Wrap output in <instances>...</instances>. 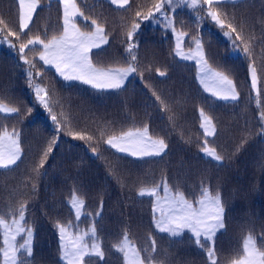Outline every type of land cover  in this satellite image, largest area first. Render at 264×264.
I'll use <instances>...</instances> for the list:
<instances>
[{"label":"trees","instance_id":"trees-1","mask_svg":"<svg viewBox=\"0 0 264 264\" xmlns=\"http://www.w3.org/2000/svg\"><path fill=\"white\" fill-rule=\"evenodd\" d=\"M38 2L21 29L19 1L0 0V105L17 110L0 108V137L17 139L21 151L14 165L0 166V264L5 229L15 222L24 229L17 234L18 248L32 230L31 255L20 248L18 264H67L61 227L71 235L94 231L85 240L99 243L102 255L88 254L83 264H123L124 238L146 264H235L245 256L249 236L264 252V0H200L192 7L176 4L172 14L184 48L200 42L208 66L232 81L235 100L207 91L196 63L177 54L174 31L143 19L161 0H128L123 6L76 0L79 28L89 33L99 26L106 34L107 43L91 51L92 64L135 72L120 88L67 81L40 59L43 45L28 43H48L65 28L60 0ZM204 118L214 127L212 135L203 128ZM145 129L167 146L161 155L136 158L107 143ZM164 187L193 206L205 190L219 194L224 229L212 242L201 239L204 248L190 233L158 230L156 195L141 193L155 188L162 195ZM74 199L83 201L78 219Z\"/></svg>","mask_w":264,"mask_h":264},{"label":"snow or ice","instance_id":"snow-or-ice-1","mask_svg":"<svg viewBox=\"0 0 264 264\" xmlns=\"http://www.w3.org/2000/svg\"><path fill=\"white\" fill-rule=\"evenodd\" d=\"M67 2V0H65ZM112 2L115 4L117 3V0H112ZM208 4L212 3V0H206ZM20 3L23 4L24 0H20ZM123 3H127V0H123ZM163 7V0H161V3L157 5V11L159 12L161 8ZM35 11V4H30L29 12ZM73 16L76 15V13L72 14ZM82 15V14H81ZM140 13H137V16H139ZM212 16V19L215 21L216 16L214 13L210 14ZM66 19L64 21L65 28H64V36L57 40L55 37L48 43H44L43 41H29V44L34 43H40L43 45V48L45 51L40 55V59L44 61L45 64H52L54 61H59L60 63H63L65 65V69L71 67L73 71H79L81 75L77 76H71L66 75L65 70L61 69L59 66V63H57V71L61 73V75L64 76L65 79L71 80V79H78L82 80L84 83L93 85L96 88H120L122 86L123 80L125 76L128 74L127 72L124 74L119 75V77H113L111 79H102L106 74H99V75H93L91 78H85V73L93 72V67L91 63L88 60L89 51L93 48H98L102 44L107 43V39L103 35V29L97 28L95 36L92 34H86L80 32L78 29H76V26L74 23H72V28L74 31L69 34V28L68 25L71 23V21L67 18L68 14L65 13ZM152 16V13H149L148 16L143 17V19L147 20ZM28 19L31 20V15L28 16ZM95 21H92V24L95 25ZM28 24L23 22V16L21 17V23L20 28L24 29L27 28ZM229 27H231L229 25ZM140 28L139 24L134 25V29L138 30ZM234 32L235 29H232ZM12 35H15V33H12ZM133 36V33H128V39L131 40ZM99 39V43L96 42V39ZM24 47L21 46L20 51L22 52ZM52 50L53 59H48L49 56V50ZM132 46H129V51H131ZM245 52L248 51V49H244ZM133 60H135V57H133ZM128 72H135L134 68H130ZM160 75H164L163 73H160ZM214 77H219L218 79V87L224 89L229 95H225L222 98L223 99H237L238 93H235V89L232 85V81L227 79V77L220 76V74L214 73ZM256 77H255V70H252V87H256ZM4 111H9L7 109H4ZM10 111L16 112V109H11ZM53 121L57 119L55 115L52 116ZM146 131V129H145ZM13 135H16L13 133ZM128 137L132 136H138L140 137L139 140L133 142L129 141V146H121L119 143H114L112 139L108 140V144L113 148L116 149L119 152L129 153L133 157L136 158H144L146 156H158L161 155L165 149L166 145L164 144L163 140L157 142H151V138L145 139L143 137V134L137 131L136 133H127ZM83 138V137H81ZM15 144L16 142L13 141ZM148 144L151 143V147L154 149V151H144L142 147H133V144L139 145V144ZM19 149H16V152H18ZM204 153L209 155L211 158L220 161L221 157L219 155H216L214 151H209V149L205 148L203 149ZM19 159L18 156H16L15 152H13L12 157L8 159L7 163L0 164L2 167H9L11 165H14L16 163V160ZM155 189L151 193H148V195L155 194ZM165 193L167 196V189L165 188ZM145 193H141V195H144ZM204 197L198 201H196L197 204L200 205L199 208H194L192 203L185 200L183 198V194L177 193L175 197L171 198L168 202L171 205L168 209L167 213H164L163 210L161 219L159 221L156 220L155 216V205H153V221L156 224V227L161 232H168L173 236H179L181 235L185 229H188L191 233H193L194 237L196 238V243L201 248L205 247V243L212 240V238L215 236V234L221 230L224 229V207L221 203L219 194L215 196H208L207 190L204 191ZM97 215H100L97 213ZM24 218L23 210H21V219ZM79 217H77L78 219ZM18 231L23 232V228H19ZM28 236L29 238L32 236V230L28 229ZM65 229L63 227L60 228L61 232V241L63 242V234ZM201 237H203V240L205 243L201 242ZM7 243V241H6ZM253 245V247H249V245ZM76 247V246H74ZM86 247V245H85ZM95 247V245H94ZM20 248L27 249V253L30 256L31 255V245H30V239H26L23 244L20 245ZM9 251H11V255L9 254ZM18 249H5L4 250V256L6 258V261L9 262V264H17V256L16 252ZM244 251L245 256L241 257L240 260L236 261L235 264H264V252L258 251L254 247V240L251 236H249L245 242H244ZM102 255V253H99ZM84 253L79 250V248H76V251L74 252H65L63 258L68 261V264H74L73 257L75 256L77 259H81L83 257ZM213 255V250L211 248L208 249V256L211 258ZM259 257V259H257ZM20 264H24V261L21 260ZM212 264H216V261L213 260Z\"/></svg>","mask_w":264,"mask_h":264},{"label":"rangeland","instance_id":"rangeland-1","mask_svg":"<svg viewBox=\"0 0 264 264\" xmlns=\"http://www.w3.org/2000/svg\"><path fill=\"white\" fill-rule=\"evenodd\" d=\"M18 1L20 3V0H18ZM60 1L63 5V8H64V21L66 19L65 13L68 14L67 18L71 21V23L68 25L69 34H71L74 31V29L72 28V23L75 24L76 29H78L80 32L86 33V34H92L93 36H95L97 28H102V27L97 26V28H94V30L92 32H89V33L82 31L75 22V18L79 15V10H78L77 4H76V0H67V2H65V0H60ZM110 1H112V0H110ZM212 1H218V0H212ZM127 2H128V0H127ZM30 4H35V10H36L37 6L39 5V2H38V0H24L23 4L20 3L21 17L23 16V22L27 23L28 25L30 24L32 17H33V14H34V12H31V13L29 12ZM176 4H180L179 6H181V5L185 6L186 5V6L192 7V6L199 5L200 0H163V6H165V8L162 7L159 12L157 11V9H155L151 12L152 16L150 17V19H151L152 23L163 24L166 27H168L169 29H171L172 31H174L175 39H176V52H177V54L182 59H185L188 61H193L196 63L198 80L201 83V85L207 91H209V92H211V93H213L216 96L221 97V98L225 95H229V93H227L224 89L218 87L217 82H218L219 77H214L213 74L217 73V74H220V76H223V77H225V76L208 66V64L205 61L203 49H202L200 42H198L195 45V47L190 49V50H186L184 48V35L175 31L174 26H173L172 14L176 9ZM115 5L123 6V5H125V3H123V0H117V3H115ZM166 6H168L170 8L169 13L166 9ZM73 13H76V15L73 16L72 15ZM29 15H31V20L28 19ZM64 25H65V23H64ZM103 35L106 38V34L104 33V31H103ZM63 36H64V32L62 33V35L56 37V39L60 40ZM96 42L99 43L98 38L96 39ZM93 49H91L89 51L88 60L91 63L94 71L89 72V73H85L84 74L85 78H91L93 75H99V74L103 73L106 75L102 79H111L113 77L118 78L119 75L127 72L128 74L125 76V78L123 80V83H122V85H123L126 82V80L129 78V76L132 74V72H128V70L131 67L113 68V69L97 68L92 64L91 59H90L91 51ZM44 51H45V49H43L42 53ZM48 59H53L51 49L49 50ZM57 63H59V66L61 69L65 70L66 75H71V76L81 75V73L79 71H73L71 67L65 69V65L63 63H60L58 60L54 61L52 64H46V65L52 67L62 78H64V76L61 75V73L57 71ZM65 80H67V79H65ZM67 81L83 82L82 80H78V79H71V80H67ZM85 84H87V83H85ZM88 85H90V84H88ZM232 85H233V83H232ZM91 86H93V85H91ZM233 87H234V85H233ZM234 89H235V87H234ZM233 94H236V90H235V93H233ZM229 99H231V98H229ZM0 108L3 111H4V109H7L10 111V109H8L6 106H3V105H0ZM9 111H5V112H9ZM202 125H203V128H204L206 134H208V135L213 134L214 127L211 125V123L208 122V119L204 118ZM137 131L142 133L143 137L145 139L151 138V142H157V143L159 142L158 140L150 137L148 135L147 131H144V130H129L124 135L114 137V138H112V140L114 143H119V144H121V146L127 147V146H129L130 140L135 142V141L139 140L140 137L135 136V135L132 137H128L126 134L129 132L136 133ZM13 141H15L16 143L14 144ZM133 147H142L144 151H154V149L151 147V143H148V144L141 143L139 145L133 144ZM17 148L19 149V144H18L17 139H15L14 137H7V136L6 137H0V164L7 163L8 159L12 157L13 152H15L16 156L20 157L21 151L19 149V151L16 152ZM209 151H212V150H209ZM127 154H129V153H127ZM146 157H151V156H146ZM165 188L167 189V196L165 193ZM153 189H155V188L144 189L142 192L145 194H148V193H151L153 191ZM155 190H156L155 194H153V195H156V199H155V203H154L155 209H156L155 216H156V220L159 221L161 219V216H162L161 210H163L164 213H167L168 209L171 206L168 201L171 198L175 197L176 194L173 193V191L167 187L163 188L162 195L160 194V191L157 192L158 189H155ZM208 196H210V195L208 194ZM202 198H206V197H202ZM72 206L74 208L76 216L79 218L82 217V215H83V201L80 199H74L72 201ZM193 207L199 208L200 205L196 204V206H193ZM155 227H156V224H155ZM19 228H22L21 224L15 222L13 227H8L5 229V248H4V250L5 249L10 250L13 248L18 249V251L16 252L17 264H18V252L20 249L17 247V234L21 233V231H18ZM186 232L193 235V233H191L188 229H185L183 233H186ZM85 233L84 234H78V235H71L70 233L64 232L63 242L60 239V244H61V251H62L61 258L65 263L68 264V261L63 258L64 253L65 252H74V251H76V248H79V250L81 252H83L84 255L81 259H77L74 256L73 257L74 264H83V260H84L86 255L91 254V253H99L100 252V244L99 243H97V242L92 243V240L91 241L89 240L88 242H86V240H85L86 236L91 238L94 235V231L93 232L89 231V232H85ZM26 234H28V232H26ZM26 239H30V245H31V237L29 238V236L27 235ZM201 239H203V237H201ZM213 239H214V237L212 238V240H210V242H212ZM6 241H7V243H6ZM85 245H86V247H85ZM94 245H95V247H94ZM74 246H76V247H74ZM249 247L251 248V247H253V245L250 244ZM254 247L257 249L255 244H254ZM4 250H3V256H4ZM20 250L27 252V249H24V248H22ZM119 251L121 252L123 264H146V263H144L139 250L136 248V246L133 243H131V241L128 238L123 239ZM9 254L11 255V251H9ZM257 259H259V257H257ZM1 264H9V262L6 261L5 256H4V259L2 260ZM147 264H149V263H147Z\"/></svg>","mask_w":264,"mask_h":264}]
</instances>
